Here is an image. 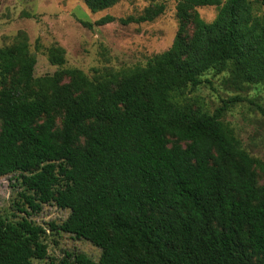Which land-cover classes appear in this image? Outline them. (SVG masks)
Wrapping results in <instances>:
<instances>
[{"label":"trees","instance_id":"obj_1","mask_svg":"<svg viewBox=\"0 0 264 264\" xmlns=\"http://www.w3.org/2000/svg\"><path fill=\"white\" fill-rule=\"evenodd\" d=\"M82 1L96 12L119 0ZM211 5L209 22L192 12ZM175 7L171 45L145 65L37 77L26 42L0 48V176L13 175L22 213L0 211V264L48 257L46 228L29 216L51 203L69 210L48 223L51 231L101 249L97 260L66 252L60 264H264V160L242 148L221 119L224 105L209 113L185 96L209 68L227 70L236 87L264 84V0H176ZM163 9L120 22L152 20ZM46 54L65 63L60 46Z\"/></svg>","mask_w":264,"mask_h":264},{"label":"rangeland","instance_id":"obj_2","mask_svg":"<svg viewBox=\"0 0 264 264\" xmlns=\"http://www.w3.org/2000/svg\"><path fill=\"white\" fill-rule=\"evenodd\" d=\"M159 4L164 5L163 12L152 20L120 22L121 18L144 15L146 9ZM175 6L176 0H119L108 8L92 12L82 0H0V48L26 42L36 58L34 75L37 77L60 68H78L93 76L145 65L153 55L171 45L180 23ZM192 12L209 22L216 16L217 7H195ZM106 14L114 20L91 28L81 23L94 22ZM184 27L190 36L194 30L192 20H186ZM51 46L65 50L62 66L49 62L46 51ZM200 78L199 85L185 91L187 101L209 113L224 105L221 119L240 140L242 148L264 160V115L261 112L264 84L245 83L236 87L229 80L227 70L217 72L214 68L205 70ZM56 117L60 125V113L57 112ZM263 181L264 176L259 173L258 182ZM13 184L12 174L0 176V211L10 218L13 214L22 215L14 208L19 187ZM68 213V209L51 203L29 216L45 227L47 233L48 257L33 259L32 264H60L66 252H83L94 260L99 258L101 249L90 241L49 229V222L60 223Z\"/></svg>","mask_w":264,"mask_h":264}]
</instances>
